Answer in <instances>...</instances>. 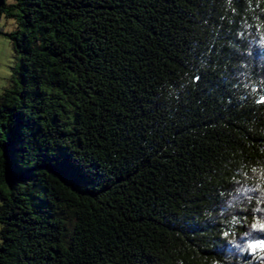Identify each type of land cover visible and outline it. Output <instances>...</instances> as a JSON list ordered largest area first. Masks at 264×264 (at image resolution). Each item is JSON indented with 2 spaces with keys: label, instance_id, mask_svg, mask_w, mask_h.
<instances>
[{
  "label": "trees",
  "instance_id": "trees-1",
  "mask_svg": "<svg viewBox=\"0 0 264 264\" xmlns=\"http://www.w3.org/2000/svg\"><path fill=\"white\" fill-rule=\"evenodd\" d=\"M4 16L0 264H264V0Z\"/></svg>",
  "mask_w": 264,
  "mask_h": 264
},
{
  "label": "rangeland",
  "instance_id": "rangeland-1",
  "mask_svg": "<svg viewBox=\"0 0 264 264\" xmlns=\"http://www.w3.org/2000/svg\"><path fill=\"white\" fill-rule=\"evenodd\" d=\"M3 32H0V94L7 88L14 85L16 69L19 65V55L14 49L12 39L4 34L6 32H17L19 30H29L21 25L17 17L4 16L0 21ZM2 200L0 198V204ZM2 242L0 236V243Z\"/></svg>",
  "mask_w": 264,
  "mask_h": 264
}]
</instances>
